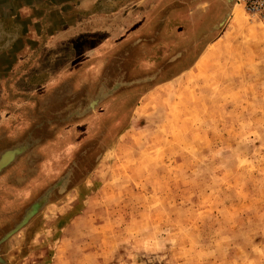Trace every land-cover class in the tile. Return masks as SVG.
<instances>
[{"label":"rangeland","instance_id":"374dc122","mask_svg":"<svg viewBox=\"0 0 264 264\" xmlns=\"http://www.w3.org/2000/svg\"><path fill=\"white\" fill-rule=\"evenodd\" d=\"M124 1L0 0V134L38 140L0 172V264H264V18L145 1L168 42L128 103L97 33Z\"/></svg>","mask_w":264,"mask_h":264},{"label":"crops","instance_id":"0c3cea01","mask_svg":"<svg viewBox=\"0 0 264 264\" xmlns=\"http://www.w3.org/2000/svg\"><path fill=\"white\" fill-rule=\"evenodd\" d=\"M123 1V0H122ZM147 0H140L137 1V3L132 4L131 6L126 5H120V7L117 9H114V11H106L104 13V23L100 24V28L97 31L98 35L104 36L99 43V52H107L108 54H105L102 58H100L99 64H102L103 66H110L108 69L111 70V66H116L118 68L117 72L112 73L113 76L108 77L109 81H115V85L120 86V88H125L127 91H130V94L128 95L129 102L130 103L133 99V97L137 96L135 94V90L139 89L142 85H146L148 83H152L155 81V74L152 73L151 76H136L134 79L129 77L128 81L127 80V75L130 74L133 76L132 72H136L139 70V65H142L143 68L150 70V57L149 54L154 51V50H161L160 45L167 43V40L162 41V43L157 44V36L159 35L158 32L155 30L157 29L160 33H167L166 29L163 28V30H160V27H158V22L162 24L164 22V13H165V8L170 7V3L167 5L163 4V11L158 15L162 16L161 18L159 17L156 19L155 17L151 18L149 17L155 10V4L150 6L151 8L145 9L138 11L139 8L144 7L145 3ZM127 2V0L124 1V4ZM136 8H133V7ZM145 6H148L147 4ZM169 9V8H168ZM109 12H114V13H109ZM166 22H169L170 20L165 18ZM194 22V20H191ZM152 22V23H151ZM150 28V29H149ZM83 34H87L84 32ZM89 35V34H88ZM162 34H160L158 37L160 38ZM91 36V35H89ZM72 36H68L66 38V41H57L52 42L51 41V47L50 49L54 47H58L61 44L68 43L69 39H71ZM74 37V35H73ZM65 39V38H64ZM90 41V40H89ZM155 43L158 45H155ZM110 52V54H109ZM51 62L55 60L56 57L55 55L57 54L56 52H51ZM143 54L144 56H141ZM107 55V56H106ZM112 55V56H111ZM128 65V71L129 69L131 70L130 73L127 71V66ZM134 66V67H133ZM132 67V68H131ZM43 71V70H41ZM162 70H159V74ZM112 72V71H111ZM53 73V72H52ZM54 73L57 74V69L54 71ZM105 75L107 76V71L105 70ZM56 74L50 75L49 81L50 83H53L57 77H55ZM169 79H167L168 82ZM163 81V84L165 83ZM53 87V86H52ZM155 85L152 84V87L147 86L145 93H142L143 96L149 92V88H154ZM136 90V91H137ZM53 91V90H52ZM108 94V93H107ZM102 96H96L93 100L89 102V106L91 109V106L93 104H96L97 102H100L103 100L101 99ZM131 100V101H130ZM128 101V100H127ZM134 104L133 110L138 106ZM127 103V104H128ZM11 115L8 113V115H3V120L1 119L0 121V130L1 126L6 125V123H11L9 120V117ZM8 117V120H7ZM42 122L40 124L34 125L33 127H38L42 128ZM3 129V127H2ZM26 131L24 132V134ZM28 134V133H27ZM26 134V135H27ZM0 134V172L7 167L14 159V157L21 151L22 152V147L20 145H27L29 146L30 144L37 143L38 140L35 141H30L29 138L26 137V135L18 142L17 138H11L10 136L7 137L5 134ZM20 139V138H19ZM38 139V138H37ZM11 141H15L14 143ZM18 145L17 147H15ZM24 146L25 150L26 147ZM23 148V149H24ZM1 174V173H0Z\"/></svg>","mask_w":264,"mask_h":264},{"label":"built area","instance_id":"2783aa9c","mask_svg":"<svg viewBox=\"0 0 264 264\" xmlns=\"http://www.w3.org/2000/svg\"><path fill=\"white\" fill-rule=\"evenodd\" d=\"M241 2L250 16L264 18V0H241Z\"/></svg>","mask_w":264,"mask_h":264}]
</instances>
